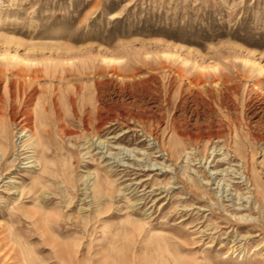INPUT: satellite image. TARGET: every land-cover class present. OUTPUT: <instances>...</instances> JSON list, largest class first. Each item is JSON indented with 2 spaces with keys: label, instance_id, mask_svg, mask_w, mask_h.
I'll list each match as a JSON object with an SVG mask.
<instances>
[{
  "label": "rangeland",
  "instance_id": "rangeland-1",
  "mask_svg": "<svg viewBox=\"0 0 264 264\" xmlns=\"http://www.w3.org/2000/svg\"><path fill=\"white\" fill-rule=\"evenodd\" d=\"M263 68L264 0H0V264H264ZM24 88L40 98L20 105ZM67 91L99 105L105 147ZM31 129L42 174L18 144Z\"/></svg>",
  "mask_w": 264,
  "mask_h": 264
},
{
  "label": "bare ground",
  "instance_id": "bare-ground-1",
  "mask_svg": "<svg viewBox=\"0 0 264 264\" xmlns=\"http://www.w3.org/2000/svg\"><path fill=\"white\" fill-rule=\"evenodd\" d=\"M63 47V49H64V51H67V52H70V51H75V50H77L76 48H72L71 47V45L69 46V45H63V46H61V48ZM51 48V47H50ZM104 58H105V56H104ZM105 59H107L108 61H110V62H113V63H115V62H118L120 59H117L116 57L114 58V56L113 57H106ZM106 60V61H107ZM105 61V60H104ZM65 63V62H64ZM120 63V62H119ZM215 67V66H214ZM216 68V67H215ZM126 70V68H124V66H122V67H119V68H117V69H115L114 71L116 72V73H118V72H121V71H125ZM263 70H264V68H263ZM37 72V70H35V73ZM23 73V72H22ZM121 74H123V73H121ZM24 76V75H23ZM30 76V75H29ZM35 76H36V74H35ZM34 75H33V77H35ZM35 79V78H34ZM60 80H62V79H60ZM28 87V86H27ZM28 89H30V88H28ZM65 92V91H64ZM202 92V91H201ZM200 92V93H201ZM206 93L207 92H210V91H205ZM40 92L39 91H35V90H27V89H23V91H17V99H18V102H19V104L20 105H22V106H26V105H29V104H31V102L33 101V100H38L39 98H40V94H39ZM43 93H44V91H43ZM48 93V92H47ZM192 93V92H191ZM49 94V93H48ZM51 97H50V103H51V108H52V110H53V115H54V117H55V119H57V121H58V127H59V130L61 131V133L62 134H64V135H68L69 137H74L75 135L73 134L72 135V133L73 132H71V128H70V123H69V121H68V119H66V120H64V121H62L61 120V115H63V114H61V109H60V106L62 105L61 104V102L59 101V97L60 96H62L63 95V91H51ZM49 94V95H50ZM219 94H221V92H219ZM67 95H68V103H69V105H68V109H69V111L70 112H72L73 113V115H74V117L78 120V122H79V124H80V126H82V133H80L79 135H80V137L81 136H86L87 138H94V137H96V140L95 141H97L99 138H100V140H99V145H103V147H105V141H103V139H102V137H100V135H99V132H98V124L100 123V122H102L101 121V114H100V107H99V105H97V104H95V103H93V108H92V110L89 112L88 111V109L86 108V104H84L85 102H84V91H74L72 94L69 92V91H67ZM67 95H66V97H67ZM47 96V95H46ZM64 97V96H63ZM95 97H97V95L96 96H94V98ZM66 99V98H65ZM64 99V100H65ZM45 100H46V97H45ZM63 100V99H62ZM67 100V99H66ZM34 102V101H33ZM65 102V101H64ZM83 102V103H82ZM35 103H37L36 101H35ZM34 103V104H35ZM67 103V104H68ZM33 104V103H32ZM77 106H79L80 107V113H77L76 112V108H77ZM102 107V106H101ZM46 108V107H45ZM61 110V111H60ZM45 111V110H44ZM22 112V111H21ZM102 113V112H101ZM23 114H24V116H23V118L20 120V121H18L17 122V124L18 125H20V129L21 128H23V129H25V125L22 123V122H24L25 123V121H32V120H34V119H39V117H40V114H39V112L37 111V110H23ZM130 114V113H129ZM21 115V114H20ZM119 113L117 112L116 113V117H115V119L118 121L119 119ZM34 118V119H33ZM130 121V120H129ZM34 122V121H33ZM119 122H120V120H119ZM20 123H22V124H20ZM175 124V123H174ZM36 127H37V125H36ZM142 128V127H141ZM144 128V127H143ZM172 128V127H171ZM37 129V128H36ZM36 129H31L30 130V133L28 134V136H27V138L26 139H23V140H21L18 144H20V147H29V148H31L32 149V152H33V155L32 156H28L27 158H32V160L30 161V162H32V164L34 165V166H37V167H39V172H40V174H42V172H47L48 171V167H46V164L40 159V157H38L37 156V152L41 149V151L42 150H44V148H43V144H42V141H41V136H40V134H39V132H38V130L36 131ZM39 129V128H38ZM146 129V127L144 128V130ZM180 127L177 125H174L173 126V132L174 133H179L180 132ZM4 130H5V128H4ZM40 130V129H39ZM142 130V129H141ZM143 130V131H144ZM27 131V130H26ZM146 131V133L149 135V136H151V137H153V140H155V141H157V139H158V137L154 134V133H151V131L150 130H145ZM76 132V131H75ZM5 133V132H4ZM16 134V133H15ZM15 134H13L14 136L13 137H15ZM23 135H25V134H23ZM22 135V136H23ZM201 135V134H200ZM21 136V137H22ZM186 138L190 141H192V137L188 134V133H186ZM5 138H7V137H5ZM20 138V137H19ZM16 140H18V138L17 139H15V140H13V147H14V151H16L17 149H16ZM7 141H8V139H7ZM191 141H190V143H191ZM108 144H109V142H107V151H109V153L110 154H112L111 153V149L112 148H110V147H108ZM182 145V144H181ZM228 145H230L229 143H228ZM159 150H161L162 152H168V149L166 148V145H165V143L164 142H161L160 144H159ZM183 147H179L178 145L175 147H170V149H169V151L170 152H168V153H171V154H173V153H177V152H179V153H177L178 154V157L179 156H181V153H183V152H185V149H182ZM232 148H233V152H234V154H235V156H237V157H239V159L244 163V159H243V149H242V147H240V145L238 144V143H236V141H234L233 140V142H232ZM206 151H207V147L205 146V150L201 153V159H204L205 158V155H206ZM43 152V151H42ZM131 152H134V149H132L131 150ZM184 154V153H183ZM197 154V153H196ZM226 154V153H225ZM6 156V154H5V152H3V153H1V155H0V159H2V158H4ZM18 156V155H17ZM116 156V155H115ZM120 161H121V159H120ZM124 161V160H123ZM0 162H1V160H0ZM131 163V162H130ZM146 163V162H145ZM157 164H159L157 161H154L153 163H151L150 165H157ZM261 165H263L264 163L263 162H261L260 163ZM146 165H149V164H146ZM243 164L241 163V166H242ZM143 166H145V164H143ZM165 167H167V165H165V166H161L160 167V169H162V168H165ZM243 168L241 169V168H238V169H236V172L235 173H239L240 174V178H244V181L246 182V184H248V183H250L251 185H254L255 187H259L260 186V184H259V182L255 179V175H254V171L253 170H249V169H247V167L246 166H242ZM223 171H227V170H223ZM40 174L38 175V177L40 176ZM93 173H90L89 174V176H91ZM37 177V178H38ZM41 177V176H40ZM37 178H36V180H37ZM100 175L98 174V173H94V180H93V182L91 183V193L93 194L92 195V197L94 198L95 196L96 197H101L102 196V193L104 192V189L102 188V184H100ZM207 182H209V181H211L212 179L210 178V176H207ZM91 180V179H90ZM220 180H226L224 177L223 178H221ZM37 184V183H36ZM35 184V185H36Z\"/></svg>",
  "mask_w": 264,
  "mask_h": 264
}]
</instances>
